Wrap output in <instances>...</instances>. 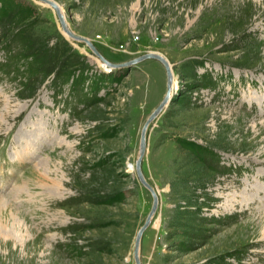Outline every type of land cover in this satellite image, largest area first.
I'll list each match as a JSON object with an SVG mask.
<instances>
[{
	"label": "rangeland",
	"instance_id": "rangeland-1",
	"mask_svg": "<svg viewBox=\"0 0 264 264\" xmlns=\"http://www.w3.org/2000/svg\"><path fill=\"white\" fill-rule=\"evenodd\" d=\"M15 1L35 12L0 19V264H136L153 205L136 161L166 69L106 66L53 7ZM54 1L110 62L173 66L142 160L159 195L142 264H264V0Z\"/></svg>",
	"mask_w": 264,
	"mask_h": 264
},
{
	"label": "water",
	"instance_id": "water-1",
	"mask_svg": "<svg viewBox=\"0 0 264 264\" xmlns=\"http://www.w3.org/2000/svg\"><path fill=\"white\" fill-rule=\"evenodd\" d=\"M40 1H43V2L45 1V3H47L48 5L53 7V9L56 11V13L58 15V18H59V21L62 25L63 30L65 31V33L68 36H71L75 39H80V40L86 42L91 47V49H93V51L104 61L106 66L113 67V68L120 67V66L131 67V66H133L139 62H142L144 60H147V59H156V60L160 61L166 69L167 93H166L165 97L163 98V100L161 101V103L150 114V116L148 117V119L146 120V122L142 128L139 157L136 161L137 175H138L141 183L150 191V193L153 197L152 208H151L144 224L139 228V230L137 232L136 239H135V245H134L135 263L136 264H142L140 249H141V241L143 238V234H144L145 230L151 225L152 219H153V217H154V215H155V213L159 207V195H158L156 189L147 181V179L144 176V173L142 170V160H143V157L145 155V151H146V147H147V131H148L149 126L164 111L165 107L173 99V96H171V93H170L171 87L173 84V80H174L173 67H172L171 63L169 62V60L163 54L156 52V51H150L148 53L142 54L138 57H135V58L127 61L125 64H115L113 62H110L109 60L105 59L101 55V53L98 51L96 46L91 42V40L89 38L77 35L73 31H71V29L69 28L68 23L65 19V16L61 12L60 6L56 1H54V0H40Z\"/></svg>",
	"mask_w": 264,
	"mask_h": 264
},
{
	"label": "trees",
	"instance_id": "trees-1",
	"mask_svg": "<svg viewBox=\"0 0 264 264\" xmlns=\"http://www.w3.org/2000/svg\"><path fill=\"white\" fill-rule=\"evenodd\" d=\"M12 12H14V17H15L16 21L21 22L23 20L29 19L30 17H33L35 9L33 6H31L29 4L28 5L22 4V3L15 1V0H0V19H2L5 16H8ZM54 51H55V54H57L56 48L54 49ZM6 66H8V65L6 64ZM31 68H33V66H31ZM30 75H34V74L31 73ZM67 76L68 75H65V78ZM55 84H58V83H55ZM189 146H190V148L194 149L198 153L201 152V154H203V156L210 153V152L204 151L202 147H200L196 144L190 143ZM123 198H124V195L120 194L116 197H112L109 200V202L114 203V202L122 201Z\"/></svg>",
	"mask_w": 264,
	"mask_h": 264
},
{
	"label": "bare ground",
	"instance_id": "bare-ground-1",
	"mask_svg": "<svg viewBox=\"0 0 264 264\" xmlns=\"http://www.w3.org/2000/svg\"><path fill=\"white\" fill-rule=\"evenodd\" d=\"M41 3H43V4H45V5H47V3H45V1L43 2V1H40ZM101 59V58H100ZM102 60V59H101ZM103 61V60H102ZM101 61V62H102ZM104 62V61H103ZM102 62V63H103ZM160 62V61H159ZM103 65H104V63H103ZM173 67V66H172ZM173 82H174V80H173ZM172 91H173V84H172V87H171V96H172ZM14 106V105H13ZM8 108V107H7ZM20 108V107H19ZM8 109H10L11 110V108L9 107ZM6 111H8V110H6ZM15 112V111H14ZM15 113H17V112H15ZM6 114V113H5ZM11 114V113H10ZM8 115V114H7ZM9 116V115H8ZM8 116H1L0 118H1V120L3 119V118H5L6 119V117L8 118ZM11 116V115H10ZM0 120V121H1ZM149 129V128H148ZM46 172H44V174L43 173H41V175H44L45 176V179H47L48 178V174L50 175V170H48V168L45 170ZM52 173V172H51ZM61 181V180H60ZM223 185V184H222ZM217 186V188H216V191L218 192L217 193V196H220L221 195V189H223L224 187L226 188L227 187V185H225V186ZM250 187V186H249ZM57 189V188H56ZM58 190V189H57ZM245 190H247V188L245 187ZM254 195V194H253ZM247 197V196H246ZM231 201H234V199H231ZM3 202H7L8 203V201L4 198V197H1L0 196V204H2ZM240 202L243 204V206L244 207H246V206H249V202L247 201V200H245V199H241L240 200ZM239 202V203H240ZM3 205V204H2ZM47 210V209H46ZM243 210V209H242ZM256 216V215H255ZM248 220V219H247ZM249 222L251 223V224H253V227H257V228H259V241L260 242H264V215H262V216H259V217H257V218H255L254 216H253V218H250V220H249ZM249 222H248V224H249ZM227 235V234H226Z\"/></svg>",
	"mask_w": 264,
	"mask_h": 264
}]
</instances>
